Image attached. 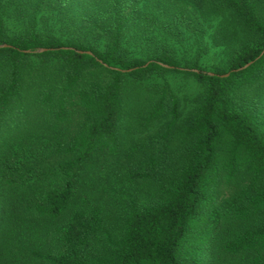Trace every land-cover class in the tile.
Returning a JSON list of instances; mask_svg holds the SVG:
<instances>
[{"label": "trees", "instance_id": "16d2710c", "mask_svg": "<svg viewBox=\"0 0 264 264\" xmlns=\"http://www.w3.org/2000/svg\"><path fill=\"white\" fill-rule=\"evenodd\" d=\"M204 1L238 41L211 71L164 44L130 57V0L81 15L102 49L9 33L0 0V264H264V0ZM200 24L165 29L200 48ZM170 73L201 86L188 109Z\"/></svg>", "mask_w": 264, "mask_h": 264}, {"label": "rangeland", "instance_id": "374dc122", "mask_svg": "<svg viewBox=\"0 0 264 264\" xmlns=\"http://www.w3.org/2000/svg\"><path fill=\"white\" fill-rule=\"evenodd\" d=\"M253 1L258 7L261 6L259 0ZM92 4L104 12L101 0H2L5 24L9 33L29 30L39 34L52 33L63 42L71 43L83 39L102 49L108 42L104 31L98 27H87L80 21L86 9H92ZM130 5L132 20L129 21L123 46L132 58L146 59L161 51L164 44L182 66L193 63L200 54V66L206 71H211L216 65H224L231 55L232 45L238 44L237 40H229L231 38L227 34V30L232 29L234 25L232 21H227L222 15L216 14L208 1L130 0ZM187 9L199 15L200 28L203 30L200 48L195 38L186 31H176L179 34V38H176L165 29L166 25H172V16L177 11ZM147 35H150L151 39H148ZM166 80L182 98L184 109L191 107V99L201 91V86L194 78L170 73ZM149 192L147 187H142L134 193L141 199H146ZM110 194L116 196L117 192ZM115 206L117 207L114 208ZM115 206L106 205L108 212L106 217L111 221L118 219L122 209L121 204ZM241 225H236V229H242L244 226ZM48 245L47 242L41 251H49ZM25 248L26 245L22 244L16 249L24 253ZM31 250L34 249L30 246L29 252Z\"/></svg>", "mask_w": 264, "mask_h": 264}, {"label": "water", "instance_id": "95a60500", "mask_svg": "<svg viewBox=\"0 0 264 264\" xmlns=\"http://www.w3.org/2000/svg\"><path fill=\"white\" fill-rule=\"evenodd\" d=\"M46 49H41L39 52H43V51H45ZM251 63H249V64H247V65H245L242 69H244V68H246V67H248L249 65H250ZM210 75H212V74H210ZM225 76H227V75H225Z\"/></svg>", "mask_w": 264, "mask_h": 264}]
</instances>
